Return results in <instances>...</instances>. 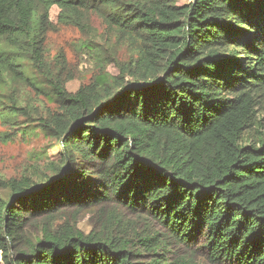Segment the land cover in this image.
Masks as SVG:
<instances>
[{
    "label": "trees",
    "instance_id": "obj_1",
    "mask_svg": "<svg viewBox=\"0 0 264 264\" xmlns=\"http://www.w3.org/2000/svg\"><path fill=\"white\" fill-rule=\"evenodd\" d=\"M93 16L128 61L92 40ZM62 26L85 36L76 69L93 75L75 92L64 54L47 56ZM35 73L57 109L33 128L60 152L39 182L0 180L1 264H193L165 239L200 236L214 264H264V0H0L4 123L32 117L16 93ZM87 207L102 220L89 234L75 223Z\"/></svg>",
    "mask_w": 264,
    "mask_h": 264
},
{
    "label": "rangeland",
    "instance_id": "obj_2",
    "mask_svg": "<svg viewBox=\"0 0 264 264\" xmlns=\"http://www.w3.org/2000/svg\"><path fill=\"white\" fill-rule=\"evenodd\" d=\"M181 1L188 2L190 0ZM91 23L96 30V38L92 40L99 42L101 45H106L107 43L109 49L112 50L111 53L116 55L118 61H128L133 54L132 50L126 45L121 46L117 43L116 38L110 34L103 20L98 16H93ZM84 38L85 36L82 35L80 30L73 26H62L59 31L52 32L48 36L46 44L47 56L50 59H54L58 54H64L68 63L75 71V77L66 85L67 90L70 92H75L82 84L89 83L93 76L92 73L81 76L76 69L79 60L75 51V43ZM90 68L91 63L88 61L85 64V70L88 71ZM110 70L117 72L115 66H111ZM35 78L39 83L33 78L30 81H19L16 93L21 107L27 109L28 112H32V117L20 116L19 122L22 124L20 127H16V125L12 126L0 120V180L31 177L39 182L40 180L36 176L51 175L52 173L49 171L50 162L58 160L60 152L58 140L43 132L39 127L33 128L37 125L35 119L39 116L37 112L45 115L48 111H55L57 109L56 104L47 93V83H44L43 77L39 73H35ZM33 81L36 82L32 83ZM260 117L263 118L264 124V111L260 112ZM27 118L32 122L30 125L26 124ZM85 166L88 167V162L85 163ZM2 194L8 197V190L2 191ZM98 210L94 207H87L76 215L75 223L85 234H89L93 229H98L102 226ZM72 212V208L68 209L67 215L60 216L58 222L64 223L68 218L73 220ZM126 217L128 221L132 220L133 222V219L136 218L135 215L128 212L126 213ZM137 225L138 231H142V228L146 225L152 227L153 231H164L159 225L153 224L149 220L140 219ZM29 229L31 232H37V228L33 224L30 225ZM165 240H169V246L172 251L169 254L172 258L182 256L186 257L187 260L192 259L193 264H214L207 257V250L203 247L204 239L201 236L187 244H178V242H175L171 238ZM160 252H163V250H160ZM140 253L142 256L137 257L136 260L138 261H147L155 257L148 251H140ZM1 261L2 253L0 251V264ZM181 263H184V261Z\"/></svg>",
    "mask_w": 264,
    "mask_h": 264
}]
</instances>
